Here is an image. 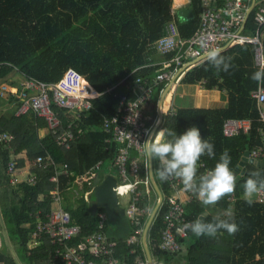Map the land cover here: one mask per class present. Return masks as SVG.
Segmentation results:
<instances>
[{"label":"trees","instance_id":"1","mask_svg":"<svg viewBox=\"0 0 264 264\" xmlns=\"http://www.w3.org/2000/svg\"><path fill=\"white\" fill-rule=\"evenodd\" d=\"M173 4L174 0H0V78L21 74L23 89L29 80L55 83L67 69L74 68L99 92L92 99V108L78 119L59 110L62 128L74 122V130H85L70 148L59 145L46 120L32 110L0 115V134L13 136L0 141V231L6 235L0 246V264H50L54 250L49 237L34 239L33 233L52 208L55 166L32 168L34 184L26 180L12 184L7 170L13 155L27 152L30 161L49 155L54 163L66 164L69 174L60 176L59 185L62 205L81 226L80 237L99 230L101 208L96 213L92 209L96 195L86 200L87 184L78 190L76 180L98 162H103L102 167L112 165L119 143L110 140L111 134L103 128L104 118L117 113L123 96L135 99L140 86L155 78L160 62L171 58L172 54L157 53L154 45L173 17ZM186 7L193 17L178 18V23L182 36L189 38L199 26L201 0H189ZM256 28L251 13L246 31L255 32ZM255 48L254 44L239 45L225 57L178 75L184 84L225 92L226 106L179 107L172 113L166 109L173 85L164 97L163 120L157 127L164 130V141L151 144L154 180L165 199L147 235L155 264H172L178 258L181 264H264V203L242 197L249 185L264 187V163H260L264 155H251L264 146V122L251 95L259 85L264 86V69L256 64ZM168 83L166 79L153 89L156 103ZM10 100L20 106L23 103L11 94ZM52 107L57 109L54 104ZM149 114L153 117L149 123L155 124L157 105ZM230 119L250 120V128L226 135L224 126ZM40 130L45 131L43 137ZM247 152L250 156L241 165ZM162 158L184 164L195 175L194 197L185 205L186 217L193 224L188 235L180 238L183 247L174 252L158 248L170 193ZM16 162L17 168L25 165L24 158ZM207 170L214 171L215 177ZM146 172L142 164L141 176L146 177ZM146 189L145 184L139 185L136 203L142 208L150 199L154 198V206L158 201L154 188L152 197ZM147 220L148 216L142 217L136 225L127 215L116 221L108 219L105 230L117 240L116 254L125 264L147 260L142 233H137ZM132 235H137L138 241L129 245Z\"/></svg>","mask_w":264,"mask_h":264},{"label":"built area","instance_id":"2","mask_svg":"<svg viewBox=\"0 0 264 264\" xmlns=\"http://www.w3.org/2000/svg\"><path fill=\"white\" fill-rule=\"evenodd\" d=\"M251 13H254L257 24L255 32L246 31L248 23L246 19L247 17L249 19ZM172 15L163 36L154 45L157 53L162 56L172 54L171 58L160 62L162 67L155 78L140 86L141 93L139 92L135 99L123 96L117 113L111 117H105L103 121V128L111 134L110 140L119 143V151L112 163L117 180L114 190L118 196V202H120L119 196L127 194L130 196L126 214L136 225L140 224V216L144 215L140 211L145 209L136 203L140 194L138 188L140 184H145L147 193H150V184L153 179L150 173L151 144L154 142L155 132L161 122L158 118L155 124L149 123L153 119L149 110L158 103L153 100V89L166 79L169 80L167 88L179 72L186 73L201 63L225 57L239 45L254 44L256 64L264 69V0H201L199 26L189 38H184L180 32L179 15L175 9L172 10ZM2 88L4 91L7 90L6 86ZM98 95L99 92L74 68L67 69L62 78L55 83L29 80L23 89L21 87L20 93H15V97L23 101L18 112L22 114L32 110L37 116L44 118L48 128L55 134L56 142L65 148H70L72 143L85 133V130L81 127L77 131L74 130V125H77L74 122L62 128L59 110L78 119L83 111L92 108V99ZM251 95L258 103L260 119L264 122V86L259 85L257 90L251 92ZM52 104L57 109H54ZM166 110L170 111L171 108L168 107ZM157 111L161 116L159 107ZM250 125V120L230 119L225 122L224 132L226 135H235L240 130H248ZM12 138L10 134H0V141ZM251 155L255 158L263 156L264 146L256 148ZM30 162L32 168H46L51 163L55 166V174L51 178V181L55 183V188L51 191L52 208L45 219L38 221L36 231L33 233L34 239L46 235L54 245L50 264H125L116 254L117 240L110 237L105 230L109 216L104 207L98 206L101 208L98 212L99 230L80 237L81 226L75 223L71 213L62 205L60 176L69 174L67 165L54 163L49 155L38 156ZM102 164V161L98 162L76 180L78 184H87L84 197L88 201L95 193V179ZM142 164L147 169L146 177L140 174ZM163 164L170 193L166 200L169 207L164 215V228L158 248L163 252H174L183 247L180 238L188 235V229L193 224L186 217L185 205L194 197L195 175L184 164L176 165L168 161ZM16 165V160L12 159L7 170L12 184L20 181L17 176L19 168ZM207 174L215 177V172L212 170H207ZM25 180L32 184L36 181L32 172ZM164 200L163 198V202ZM256 200L264 203V187L257 189ZM141 232V228L137 229V233ZM35 241L37 243V240ZM137 241V235H132L127 243L133 245ZM134 251L133 248L131 252ZM138 262L146 263L142 259H138Z\"/></svg>","mask_w":264,"mask_h":264},{"label":"crops","instance_id":"3","mask_svg":"<svg viewBox=\"0 0 264 264\" xmlns=\"http://www.w3.org/2000/svg\"><path fill=\"white\" fill-rule=\"evenodd\" d=\"M178 2V3H177ZM188 2H189V0H188ZM187 4L188 3H186L185 5H180V2L178 1V0H174V4H173V7H175L176 6V11H177V9L179 8V7H185V6H187ZM187 8V7H186ZM174 9V8H173ZM181 19V18H180ZM17 75H19V74H16V73H11V74H9L8 76H6L7 78L9 77V78H13V77H15V76H17ZM22 76V75H21ZM6 77L5 78H0V82L1 81H3L2 83H0V115H6V114H8V115H11V114H13V113H15V114H20L18 111H19V108H20V104L19 103H17V101H11L9 98L8 99H6L7 97H4L3 96V94H4V90H3V86H6L7 88H9L8 86H11V87H13V85L11 84V83H9L8 81H7V79H6ZM18 77V76H17ZM23 79V78H22ZM177 79V78H176ZM176 79H174L173 78V80L171 81V83H170V85L168 86V89L170 88V86L171 85H173L174 87H173V92L171 93V96H172V94L174 93V91H175V89H176V87H177V84L176 83H174V80H176ZM10 80H13V79H10ZM185 85H190V88H187V87H184ZM176 86V87H175ZM178 88H181L182 89V92H181V96H184V95H186L188 92H190V94L193 96V98H195V105H185V106H178V107H175L174 106V104H172L171 103V100L173 99V97L170 99V102H169V106L168 107H170L171 108V112H176V110L179 108V107H201V106H210V102L212 101V100H217V101H219V102H221V104H223L224 106H226L227 105V98H225V100L224 99H221V97L220 96H224V97H227V95H226V93L225 92H223V91H220V90H218V89H212V90H209V89H206V88H202L199 84H197V85H195V84H184V83H182V82H180V84L178 85ZM167 89V90H168ZM214 94H220V96L219 97H214V98H212L211 96L212 95H214ZM162 95V94H161ZM222 96V97H223ZM211 98H212V100H211ZM159 101V100H158ZM199 101V102H198ZM170 103H171V106H170ZM191 103H194V102H191ZM154 106V105H153ZM159 105H158V103H157V107H158ZM30 111V110H29ZM29 111H25L24 113H29ZM149 111H151V109L149 110ZM162 112H164V111H162ZM151 115V114H150ZM158 115H159V113H158ZM152 116V115H151ZM159 118L161 119V116H159ZM162 130V138L160 139L159 138V142L158 143H162L163 141H164V130L163 129H161ZM44 135L45 134V131L44 130H40V135ZM42 137V136H41ZM39 145V144H38ZM21 158H24L25 159V165L22 167V168H19L18 169V173H17V175H18V177H19V179H20V181H24L25 179H27V177H28V175L31 173V171H32V167H31V162H30V160L28 159V157H27V152H24V153H22V154H20V155H13L12 156V159H15L16 161L17 160H19V159H21ZM152 158V157H151ZM162 160V162L163 163H165V162H167V159L166 158H162L161 159ZM152 163H153V161H152ZM111 168H112V172H114V174L113 173H109L108 175H114L115 176V174H116V170L114 169V167L111 165L110 166ZM22 175H27L26 177H24V176H22ZM108 175H106V176H104V177H102L101 176V181H103ZM153 179H154V175H153ZM153 179H152V181H151V184H150V192L152 191V189L154 188V190H155V192H156V194H157V196H158V193H157V191H156V189H155V186H154V181H153ZM155 183H156V181H155ZM157 184V183H156ZM253 192H255V196L254 197H252L251 198V195H252V193ZM163 195V194H162ZM125 197H127L126 198V206L125 207H122V205H120L121 206V208H123L124 210H125V215L124 216H126L127 214H126V210H127V207H128V204L130 203L129 202V199H130V196L127 194V195H125ZM242 197H244V198H249V199H254V200H256V197H257V188H255V187H252L251 185H249V186H247V187H245L244 189H243V191H242ZM163 198H164V196H163ZM182 198H184V196H182ZM119 201H120V199H119ZM158 201H159V196H158ZM162 202H163V200H162ZM162 202H161V204H162ZM120 203V202H119ZM158 203V202H157ZM120 204H122V203H120ZM157 205V204H156ZM148 206V205H147ZM147 206H145V207H147ZM161 206V205H160ZM145 207H143V208H145ZM156 207V206H155ZM127 217H128V215H127ZM129 218V217H128ZM150 218V217H149ZM130 219V218H129ZM1 230V229H0ZM141 230H142V228H141ZM143 232V231H142ZM141 232V233H142ZM109 235V234H108ZM6 236V235H5ZM110 236V235H109ZM2 241H3V238H2V235H1V233H0V245H1V243H2ZM142 242H143V240H142ZM143 246H144V243H143ZM145 249V248H144ZM147 257V256H146ZM154 260V259H153Z\"/></svg>","mask_w":264,"mask_h":264},{"label":"water","instance_id":"4","mask_svg":"<svg viewBox=\"0 0 264 264\" xmlns=\"http://www.w3.org/2000/svg\"><path fill=\"white\" fill-rule=\"evenodd\" d=\"M192 17H193V12L191 9H187L185 11V13L183 15H181L182 20L189 19ZM247 20H248V17H247L246 21ZM180 73L181 72H179L174 77V79H176ZM167 89H168V87L165 89V91L162 93V95L159 98V101H158L159 106L158 107L160 108V110H161V103H162L164 94L166 93ZM160 112H161V122H162L163 112H162V110ZM249 156H250V152H247L246 155L244 156V159L241 161V165H244L245 161L248 159ZM251 161L257 162L253 158H251ZM260 163L263 164L264 162L261 161ZM244 172H245V168L243 167L241 173L243 174ZM150 173H151V176L153 178L152 158H150ZM233 176H235V174ZM153 181H154V179H153ZM95 184H96V187H95L96 199L92 202L93 212L96 213L98 206H102L105 208V210L108 213L109 219H111L112 221H116L120 215L124 216L125 210L123 208H121L119 212L115 210L116 207L120 206V204L118 202V196L116 194V191L114 190V188L116 187V184H117L116 177L113 175H108L103 181H100V177L98 176L95 179ZM154 186H155V189L158 193L159 201H158L156 207L154 208V210H153V212H152V214H151V216H150V218L146 224L144 233H143V243H144L146 256H147V259L149 262L148 264H155V263H154L153 256L151 254V251H150L148 243H147V235H148L149 228H150V226H151V224H152V222L156 216V213H157V211L161 205V202L163 200L162 192H161L160 188L158 187V185L155 183V181H154Z\"/></svg>","mask_w":264,"mask_h":264},{"label":"rangeland","instance_id":"5","mask_svg":"<svg viewBox=\"0 0 264 264\" xmlns=\"http://www.w3.org/2000/svg\"><path fill=\"white\" fill-rule=\"evenodd\" d=\"M179 2H180V5H185L186 3H188V0H178ZM175 10H176V6L175 7H173ZM187 10V8H186V6L185 7H179L178 9H177V12H178V15H179V18H181V15H183L184 13H185V11ZM158 58H160L159 57V55L157 56ZM163 60H165V58L163 59ZM18 76V77H17ZM17 76H15V77H13V78H7L6 77V79H7V81L9 82V83H11L12 85H13V87H11V86H8L9 88H7V90H5V92H4V94H3V96L4 97H7L6 99H10V94H11V96H13V95H15V93H20L21 92V86H22V83H23V79H22V76H21V74H19V75H17ZM10 79H13V80H10ZM3 81H1L0 83H2ZM180 82H181V78H178V79H176L175 80V83L177 84V87H176V89H175V91H174V93L172 94V96H171V98L173 97V99L171 100V103L172 104H174V106L175 107H178V106H185V105H195L196 103V101H195V98H193V96L190 94V92H188L186 95H184V96H181V92H182V89L181 88H178V85L180 84ZM200 85V84H199ZM202 88H203V86L202 85H200ZM184 87H187V88H190V85H185ZM12 93H11V92ZM15 92V93H14ZM14 93V94H13ZM16 95H18V94H16ZM220 96V94H214V95H212L211 97L212 98H214V97H219ZM223 96V95H222ZM222 96H220L221 97V99H224L225 100V98L226 97H222ZM212 98H211V100H212ZM191 102H194V103H191ZM199 102V101H198ZM171 103H170V106H171ZM210 105L211 106H220V105H222L221 104V102H219V101H217V100H212L211 102H210ZM6 115H8V114H6ZM43 137L44 135L42 134V135H40V137ZM159 138L161 139L162 138V130L161 129H158L156 132H155V137H154V141H158L159 140ZM111 165H105L104 167H102L100 170H99V173H100V175L102 176V177H104V176H106V175H108L109 173H113L114 174V172H112L113 170H112V168L110 167ZM18 173V172H17ZM18 176V175H17ZM22 176H24V175H22ZM27 175H25L24 177H26ZM78 190H81V188H82V186H83V184L82 183H80V184H78ZM252 186V185H251ZM151 187V186H150ZM252 187H254V186H252ZM153 193H154V190L152 189V191L150 192V194H152L151 195V197L152 196H154L153 195ZM256 194H255V192H253L252 193V195H251V198L252 197H254ZM126 198L127 197H125V196H119V199H120V203H122V204H120V205H122V207H125L126 206ZM153 200H154V198L153 199H150V203H149V205L147 206V207H145V209L143 210V211H140L141 213H144V215L143 216H140L141 218L142 217H147L148 216V220H149V217L151 216V214H152V212H153V210H154V208H155V206L153 205L154 203H153ZM158 202V201H157ZM148 220H147V222H148ZM107 222H108V220H107ZM147 224V223H146ZM115 225H118V224H111V226H115ZM146 227V226H145ZM145 227L144 228H142V230H143V232H142V240H143V233H144V230H145ZM0 233H1V235H2V238H3V241H2V243H1V245L3 244V242L5 241V234L3 233V232H1L0 231ZM0 245V246H1ZM147 258V257H146ZM154 259V258H153ZM145 261V260H144ZM146 263L145 264H148L149 262H148V259L145 261ZM154 263H155V259H154ZM172 264H181V259L180 258H178V259H176L174 262H172Z\"/></svg>","mask_w":264,"mask_h":264},{"label":"bare ground","instance_id":"6","mask_svg":"<svg viewBox=\"0 0 264 264\" xmlns=\"http://www.w3.org/2000/svg\"><path fill=\"white\" fill-rule=\"evenodd\" d=\"M177 3H178V2H177ZM171 86H172V85H171ZM171 86H170V88H171ZM170 88H169V89H170ZM169 89L166 91V93L169 91ZM166 93L164 94V97H165ZM164 97H163V100H164ZM163 100H162V103H161V110H162Z\"/></svg>","mask_w":264,"mask_h":264}]
</instances>
